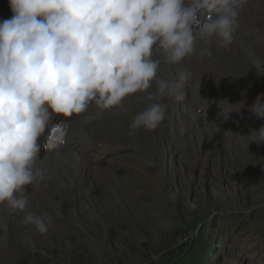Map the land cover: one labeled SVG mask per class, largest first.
<instances>
[{
	"label": "rangeland",
	"instance_id": "374dc122",
	"mask_svg": "<svg viewBox=\"0 0 264 264\" xmlns=\"http://www.w3.org/2000/svg\"><path fill=\"white\" fill-rule=\"evenodd\" d=\"M12 15L9 0H0V21ZM209 15L215 16L201 9V25ZM204 47L212 57L193 55L172 66L173 82L178 73L190 79L159 101L168 116L155 131L130 127L145 108L143 94L128 99L127 110L110 113L112 118L55 117V123L67 126L66 144L42 150L41 167L52 155L72 153L87 160L86 177L78 186L74 171L70 184L41 181L27 188L28 197L40 194L37 200L46 202L43 210L29 209L46 213L52 223L46 234L29 238L25 213L12 217L26 244L15 258L8 222L0 226L5 264H264V142H256L253 133L264 126V118L249 110L264 94V75H258L264 71V0H247L240 9L230 50H220L215 39L197 44L198 50ZM225 101L240 110L224 113ZM172 118L185 121V127L210 123L224 129L180 131ZM196 133L199 153L184 140ZM211 141L224 150H206ZM159 150L164 151L160 159ZM155 157L163 167L153 163ZM132 163L141 166L139 172L129 170ZM49 175L45 171V179Z\"/></svg>",
	"mask_w": 264,
	"mask_h": 264
},
{
	"label": "clouds",
	"instance_id": "9594fccd",
	"mask_svg": "<svg viewBox=\"0 0 264 264\" xmlns=\"http://www.w3.org/2000/svg\"><path fill=\"white\" fill-rule=\"evenodd\" d=\"M246 3L9 0L13 15L0 21V206L25 213L24 223L46 234L51 217L29 209L26 190L45 179L42 150L66 144L67 126L55 117L69 120L92 107L112 110L143 94L150 103L130 127L155 131L166 115L159 101L188 78L178 73L173 82L161 75L165 66L211 56L208 47L197 49L199 42L215 39L217 47L227 49ZM201 9L215 14L202 25ZM221 107L226 114L240 110L226 101ZM249 110L264 118V94ZM253 133L256 142H264V126Z\"/></svg>",
	"mask_w": 264,
	"mask_h": 264
},
{
	"label": "bare ground",
	"instance_id": "6f19581e",
	"mask_svg": "<svg viewBox=\"0 0 264 264\" xmlns=\"http://www.w3.org/2000/svg\"><path fill=\"white\" fill-rule=\"evenodd\" d=\"M259 5V4H258ZM262 5V4H261ZM256 8V7H255ZM251 10V9H250ZM206 22V21H205ZM262 42V41H261ZM214 43V42H213ZM244 44V47L245 48H247V49H250V48H248V45L247 44H245V43H243ZM242 44V45H243ZM231 48V47H230ZM217 49V48H216ZM215 49V50H216ZM229 49V48H228ZM234 49V48H233ZM232 49V50H233ZM220 50H221V48H220ZM222 50H224V49H222ZM230 50V49H229ZM225 51H226V49H225ZM252 51V50H251ZM215 52V51H214ZM221 52V51H220ZM236 52V51H235ZM234 52V53H235ZM218 53V52H217ZM222 53V52H221ZM228 53H230V52H228ZM252 54H255L254 52H252ZM256 55V54H255ZM216 56V55H215ZM220 56V55H219ZM223 56V55H222ZM210 57H212V56H210ZM217 57V56H216ZM215 57V58H216ZM219 58V57H218ZM222 58V57H221ZM220 59V58H219ZM218 59V60H219ZM256 59H258L259 60V57H256ZM202 60V59H201ZM209 60V59H208ZM216 60V59H215ZM223 60V59H222ZM227 60V59H226ZM203 61V60H202ZM211 61V60H210ZM229 61V60H228ZM212 62H213V60H212ZM203 63V62H202ZM223 63H225V62H223ZM245 63V62H244ZM219 64V63H218ZM190 65V64H189ZM208 65V64H207ZM220 65V64H219ZM228 65V64H227ZM209 66V65H208ZM225 66V65H224ZM200 67H201V65H200ZM221 67V66H220ZM226 67V66H225ZM224 67V68H225ZM187 68V67H186ZM189 68V67H188ZM203 68H204V66H203ZM210 68V67H209ZM197 69V68H196ZM185 70V69H184ZM173 68H172V66H165V70H164V72L163 73H161V75L162 76H168V77H170L172 74H173ZM186 71H188V70H186ZM206 71V70H205ZM190 73V72H189ZM202 73H204V72H202ZM215 74V73H214ZM250 74V73H249ZM205 75V74H204ZM212 75V74H211ZM190 76V75H189ZM188 76V77H189ZM209 76V75H208ZM214 76V75H213ZM252 77V76H251ZM204 78V77H203ZM214 78V77H213ZM212 78V79H213ZM217 78V77H216ZM221 78V77H220ZM255 78V77H254ZM173 79V78H172ZM176 79V78H175ZM187 79H190V77L189 78H187ZM197 80V79H196ZM216 80V79H215ZM206 81V80H205ZM208 81H210V80H208ZM196 83V82H195ZM192 84V83H191ZM194 84V83H193ZM225 85V84H224ZM155 87V86H154ZM153 87V88H154ZM227 87V86H226ZM222 88V87H221ZM137 96V95H136ZM136 96L134 95V96H132V97H130V98H128V99H130V101L132 100V98H136ZM139 96H141V95H139ZM143 96V95H142ZM186 96V95H185ZM139 98V97H138ZM144 99H145V97H143ZM167 98V97H166ZM166 98H164V99H166ZM173 98V97H172ZM176 98V97H175ZM128 99H126L124 102H123V105L121 106V107H118V108H114V109H112V110H107V112L106 111H100V110H98V109H96L95 107H92L90 110H89V112L87 113V114H84V115H81L80 117H85V118H89L90 116H92V118H102V117H108V118H112V116L110 115V113H116V112H119L120 110H127L126 108H127V100ZM169 100V99H168ZM171 102H173V101H171ZM144 103V102H143ZM148 103H150L147 99H146V101H145V107L148 105ZM182 105H184V104H182ZM193 105V104H192ZM130 106H131V109H134V110H137V108L138 107H136L133 103H130ZM171 106V105H170ZM174 106V105H173ZM172 107V106H171ZM175 107V106H174ZM182 108H183V106H182ZM192 109V108H191ZM143 110V109H142ZM183 111V110H182ZM190 111V110H189ZM190 112H192V111H190ZM134 113V112H133ZM167 113V112H166ZM169 114V113H168ZM170 116H171V113L169 114ZM190 115V114H189ZM115 116V115H114ZM166 116H168L167 114H166ZM169 116V117H170ZM191 116V115H190ZM237 116V115H236ZM196 118V117H195ZM107 119V118H106ZM175 118H172V120L170 121V122H175V125L173 126L174 128H176V130H179L180 129V131H186L187 129H190V128H194V129H196V130H198L199 128H201V127H206V128H212L213 130H215V131H219V130H223L224 129V127H221V126H219L218 124H210V123H202V124H198V125H196L195 127L193 126V125H189L188 124V126L187 127H185V121H179L178 123H176V120H174ZM132 123V122H131ZM188 123H191V121L190 122H188ZM192 126V127H191ZM126 131V130H125ZM166 131V130H165ZM134 132V131H133ZM197 132H199V131H197ZM140 133V132H139ZM148 133H149V131H148ZM158 133V132H157ZM197 134V135H196ZM195 135H193V134H191L190 136L188 135V137L187 138H184V140H185V143L190 147H192L193 148V150L195 151L196 150V152H198V151H202L203 149L201 148V147H199V143H197L198 141H200V137L198 136V135H200V133H196ZM168 136V135H167ZM151 137V136H150ZM170 139V138H169ZM144 141V140H143ZM80 142V141H79ZM162 143V142H161ZM186 145V146H187ZM187 146V147H188ZM211 146H214L215 148H216V150L218 151V152H222V149L224 150V148H222L221 146H218L217 145V142H215V141H211L209 144H207L204 148L206 149V150H210V147ZM146 147V146H145ZM166 147V146H165ZM209 147V148H208ZM221 149H220V148ZM145 152V151H144ZM156 153V155L155 156H158V158L160 159V158H162V156L164 155V151L163 150H159V151H157V152H155ZM165 153H167V152H165ZM199 153V152H198ZM149 154V153H148ZM151 154V153H150ZM148 158V157H147ZM157 158L155 157V160H154V164H159L161 167H163L164 166V161L163 160H161V162H159L158 161V159L156 160ZM194 159H196V158H194ZM126 162H128V161H126ZM192 162H194V160L192 161ZM128 163H130V162H128ZM146 163V162H145ZM157 164V165H158ZM172 165V164H171ZM141 167V166H140ZM140 167H135V165H133V163L130 165V169L129 170H134V169H138L137 171H136V173L137 172H139V170H140ZM42 168L43 169H45V171H48V172H50L51 171V175H49L48 176V178H46V179H44L43 180V183L45 182L46 183V181H52V186L53 185H56V186H58L59 184L60 185H64V184H70L71 182H72V179H71V173L72 172H74L75 171V176H76V178H75V176H74V178L75 179H73V182L75 183L76 182V184L79 186V184H81L82 182V178H84V177H86L85 176V173L87 172V170H88V168H89V164L87 163V160H85L84 158H82V157H80V156H78V155H76V154H72V153H67L66 155H61V153H59V154H56V155H52L51 157H49V159H47L45 162H44V165H42ZM146 169V168H145ZM172 169V168H171ZM170 168L168 169V170H171ZM174 169V168H173ZM141 171H142V169H141ZM141 171H140V173H141ZM145 171V170H144ZM172 171V170H171ZM65 173H68L69 175H70V177H67V176H65ZM145 173V172H144ZM170 174V173H169ZM141 175H143V174H141ZM173 175V174H172ZM133 186V185H132ZM134 188H136V187H134ZM133 187H131L130 186V191H131V193H134V194H136V190L134 189ZM144 188H148V187H144ZM150 188V187H149ZM70 192V191H69ZM151 191H149V193H150ZM153 192V191H152ZM130 193V192H129ZM143 193H145V192H143ZM71 195H72V193H70ZM155 194V193H154ZM66 195H68V193H66ZM39 196H40V194L39 195H32L31 197H28L27 196V199H28V201H29V207L31 208V209H39V210H43L44 209V206H45V201H42V200H37V198H39ZM66 197V196H65ZM70 197V196H69ZM32 198H34V199H32ZM74 198V197H73ZM50 200H52L51 198H50ZM17 213H19V214H22L23 212H10V211H8L6 208H4L3 206H0V226L2 227V226H4L5 227V225H6V223L8 222V225H9V247L11 248V250H12V252H13V254H14V257L13 258H15L16 256H17V252L20 250V249H25V247H26V244L25 243H22V242H20V240H19V236H18V231H17V228L16 227H18L19 226V223H17V226L15 225V224H13L12 223V221H11V218L12 217H14ZM67 218V217H66ZM67 225V224H66ZM24 226V225H23ZM25 234H27V236L29 237V238H31V237H36V235L37 234H39L38 233V231L35 229V227L34 226H32V225H29L28 227H27V229L25 230ZM22 250V251H23ZM7 258V254L4 252V251H0V264H5L4 262H5V259Z\"/></svg>",
	"mask_w": 264,
	"mask_h": 264
}]
</instances>
